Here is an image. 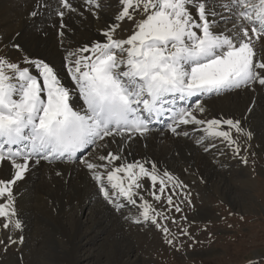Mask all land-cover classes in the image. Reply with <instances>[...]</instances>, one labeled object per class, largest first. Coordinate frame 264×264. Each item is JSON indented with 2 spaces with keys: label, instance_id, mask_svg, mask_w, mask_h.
Here are the masks:
<instances>
[{
  "label": "snow or ice",
  "instance_id": "snow-or-ice-1",
  "mask_svg": "<svg viewBox=\"0 0 264 264\" xmlns=\"http://www.w3.org/2000/svg\"><path fill=\"white\" fill-rule=\"evenodd\" d=\"M80 3L94 17L104 7L100 0ZM217 7L234 13L236 22L231 28L220 29V22L231 17L223 16ZM42 9L60 19L58 35L63 46L65 17L74 13L82 16L83 12L74 6V0H37L30 16L40 15ZM126 22L131 24V34L118 38L117 30ZM100 35L102 41L65 49L68 72L83 100L80 109L73 107L72 92L63 85L55 66L25 52L18 42L20 33L11 47L24 53L22 61L0 56L2 227H23L15 209L14 189L33 164L79 160L95 183L97 196L118 213L128 209L124 218L134 224L151 221L172 245L174 238L167 239L170 229L160 223L169 217L158 211L143 191L163 203L169 184L173 194L177 187L183 190L187 185L167 170L161 172L152 161L126 162L122 146L136 138L146 139L153 123L166 118L163 123L173 134L180 135L182 125L204 126L206 137L198 144L207 137H219L234 155H240L238 137L232 132L251 141L253 131L243 127L240 119L201 120L195 111H205L201 97L264 88V45L259 52L256 47L264 38V0H224L219 5L212 0H117L116 14ZM192 97H197L194 108L186 103ZM117 141V152L107 151L95 160L84 155L89 148L103 150L109 142ZM247 147L250 145L244 151ZM240 159L248 163L246 156ZM143 180L150 182V190ZM173 194L167 196L168 205H173ZM183 195L192 207L191 192ZM174 206L177 212L182 211ZM180 234L188 232L181 230ZM8 240L23 243L24 237L17 241L9 236ZM259 259L246 264H259Z\"/></svg>",
  "mask_w": 264,
  "mask_h": 264
},
{
  "label": "rangeland",
  "instance_id": "rangeland-1",
  "mask_svg": "<svg viewBox=\"0 0 264 264\" xmlns=\"http://www.w3.org/2000/svg\"><path fill=\"white\" fill-rule=\"evenodd\" d=\"M8 1L1 0L0 6ZM100 2L104 7L99 12L110 18V21L106 23L109 25L116 14L117 0H100ZM83 11L82 16L71 15L74 22L71 27L74 28V36L78 40L86 36L84 32L88 31V24L96 20L90 12L85 9ZM13 13L12 11L0 13V20L3 19L1 20L3 23L0 21V56L8 55L13 61H22L24 53L16 52L11 47L17 39L11 33L15 31L14 20L18 18L13 16L15 14ZM227 14L235 17L234 13L227 12ZM10 18H13V23L8 27L7 22L11 21ZM101 20L100 16L95 23ZM230 20L233 18L226 21ZM223 22L220 23L224 24ZM68 30L66 29L65 32L73 35V32L70 33ZM130 34L131 24L128 22L123 24L122 29L117 30L118 38L123 39ZM33 36L27 34L19 38L18 42L23 47L25 45L24 50L33 47L37 42V40H29ZM25 40L28 41L25 43ZM66 42L72 47L69 39H66ZM25 52L30 56L27 50ZM51 54L54 55V50ZM21 66L25 65L21 63ZM257 90H264V88L257 87ZM244 95L239 90L205 99L203 104L205 111L200 114L201 119H207L204 115H211L218 111L228 112V109L222 108L217 101L225 104H228L225 100L230 101L233 105L228 106L235 113L234 109L244 107ZM213 102H217L216 110L211 108ZM246 123L242 126L254 132L251 141L232 132L234 138L238 137L241 147L239 156L234 155L232 148L223 139L219 137L205 139L208 143L210 142V146L203 155H206L207 161L212 162H210L212 172L208 180L197 175L190 161L182 158L174 149V159L171 164L169 162L170 169L166 170L176 180L187 185V188L182 190L177 187L173 194L169 184L163 194V203L154 201L148 191H143L145 198L152 202L158 211L169 217L167 220H161L160 223L170 229L167 239L174 238L172 245L165 242L164 233L151 221L134 224L124 218L128 215V209L118 213L101 197H98L96 208H107L112 214L111 217L106 218L108 220L98 223L86 210L83 213L76 211V208L66 211L63 219L70 233L75 228V220L78 219L81 225L78 227L80 230L75 252L72 257L65 260L57 259L56 261V258L63 256L65 251L71 249L67 237L53 233L35 207L29 212V215L31 214L29 225L25 227L22 224V229L11 227L4 229L2 227L4 218L0 217V240L4 241L0 243V264H119V259L128 264H246L247 261L256 257L260 258L259 264H264V138L252 124ZM195 136L197 134L193 137ZM247 145L250 147L244 151ZM104 151L90 149L85 156L93 158L103 154ZM241 156L247 157V164L241 162ZM142 182L148 185L149 190L151 189L149 181ZM28 191V197L36 194L35 190ZM184 191L191 192L192 207L184 202ZM157 193L159 194L158 188ZM169 194H173V205L167 203ZM174 205H178L182 211L177 212ZM183 217L186 219H182ZM181 230H186L188 235H181ZM9 236L17 241L23 236V243L11 244L8 240ZM116 250H118V256L114 257ZM119 251L126 254H119Z\"/></svg>",
  "mask_w": 264,
  "mask_h": 264
},
{
  "label": "bare ground",
  "instance_id": "bare-ground-1",
  "mask_svg": "<svg viewBox=\"0 0 264 264\" xmlns=\"http://www.w3.org/2000/svg\"><path fill=\"white\" fill-rule=\"evenodd\" d=\"M8 2L3 3V5L0 6V13L12 11V13H15L12 15L18 17L16 20H14V27H16L15 31H9H11V33H13L15 36L17 33H20V37H24L27 34L34 35L33 37L29 38V40H37V42H35L33 47H28L25 49V51L27 50V52L30 54V57L32 58L39 57L51 62V64L55 66V69L59 73L63 85L69 88L72 92L71 103L73 107L75 109L82 108L83 100L79 96L76 85L72 80L66 66L64 57L67 55V52L65 49L71 51L78 48H83L85 45H89L98 40L102 41L103 38L100 35V31L106 27V23L108 20L110 21V18L104 14H100V12L98 17L93 16V19L96 20L101 16L102 20L99 21V23H95L96 20L90 22L88 24V31L84 32L86 36L82 37L81 40H78V38L74 36V28L71 27L73 25L72 23L74 22H72L71 18V15L73 14H70L69 16L65 17L64 22L67 24V28L64 29L65 35L63 46H61L60 36L58 35L60 31V19L58 17L49 15L47 9H42L40 15L31 17L30 13L35 10L37 0H10ZM212 2L216 5H219L223 3L224 0H212ZM74 6H78L81 12H84L83 10L86 7L80 3V0H74ZM216 10L225 17H231L221 7H217ZM74 14L81 16L77 13ZM13 18H10L11 21ZM232 18L233 20L226 22H223L222 20L221 22L224 24L220 23V29L231 28L236 22L235 17H231L230 19ZM11 21H6L8 27L12 25L13 21ZM66 29H69L68 31L70 33L73 32V35L66 33ZM66 39L70 40L72 47H70V44L66 42ZM27 41L28 40H25V43ZM261 45H264V38H262L256 46L258 52L261 51ZM61 49L63 50L61 51ZM52 50H54V55L51 54ZM32 71L33 74H36L35 69H32ZM241 92L245 94V99H243L244 107L234 109L235 113L232 112L231 108L229 107L232 103H230L228 100H225L228 104L223 102L221 103L219 101L217 102L222 108L228 109V112L218 111L211 115H204L207 117V119H201L200 114L202 113L199 111H195V115L201 120L221 117L237 118L242 121V124L246 122L247 125L252 124L261 134V137L264 138V90L258 91L257 88L255 91L251 89H244L241 90ZM200 102L204 104V101ZM217 102L212 103V109H217ZM250 108L252 111L249 115ZM203 128L204 126H197L193 124L182 125L178 129L181 134L175 135L166 127L160 131L152 132V134L147 136L146 139L136 138L131 143L124 144L122 146V155L126 162L131 163L137 160L152 161L157 165L159 170H166L170 169L171 161L174 159L173 153L176 150L179 152L182 158L188 159L190 161V165L197 175L208 180L212 172V165L210 164L211 161H207L205 157L206 155L204 156L203 153L206 152L205 148H209L210 142L208 143L207 140H204V143L202 144L197 143V141L201 140L202 137H206V133H204ZM183 133H187V135H184ZM192 133L197 134V136L193 137L194 134ZM194 145H200L201 147L197 148ZM103 150H105L103 153L104 155L107 154V151H119L120 148L118 147V141L117 143L109 142L107 149ZM95 157L91 159L95 160ZM77 162V164L76 162H57L53 164L41 162L39 165L33 164L32 170L28 173L26 178L19 182L14 189L17 217L23 221L22 224H24L25 227L29 225V218L31 215H29V212L35 207L43 220L52 229L53 233L61 234L62 236L67 237L71 249L65 251L63 256L57 257L56 261L57 259L60 261V259L65 260L66 258L72 257L77 245V238L79 236L78 232L80 230L78 227L81 225L80 221H78V219L75 220V228L73 232L70 233V231L66 229V224L64 223L63 219L64 215L69 212L70 209L76 208V211L82 213L85 212V210L89 211V214L94 216L98 223H100V221L108 220L106 218H108V216H112V214L108 212L107 208H96L97 201L99 200V196L96 194L97 187L91 179L87 169L79 164V160H77ZM57 172H60L61 175H56ZM28 190H35L34 192H36V194L32 197L29 195L28 197ZM22 192L24 193L22 194ZM119 254L125 255L126 252L119 251ZM117 256L118 250H116L114 253V257ZM118 263L128 264V262L122 259H119Z\"/></svg>",
  "mask_w": 264,
  "mask_h": 264
}]
</instances>
